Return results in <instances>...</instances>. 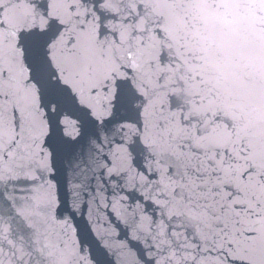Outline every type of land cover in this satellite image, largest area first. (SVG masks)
<instances>
[{
    "label": "snow or ice",
    "instance_id": "snow-or-ice-1",
    "mask_svg": "<svg viewBox=\"0 0 264 264\" xmlns=\"http://www.w3.org/2000/svg\"><path fill=\"white\" fill-rule=\"evenodd\" d=\"M208 16L233 25L211 62L190 33ZM84 120L114 125L109 173L160 210L147 258L119 264H264V0H0V264H91L83 182L43 175L52 130Z\"/></svg>",
    "mask_w": 264,
    "mask_h": 264
},
{
    "label": "water",
    "instance_id": "water-1",
    "mask_svg": "<svg viewBox=\"0 0 264 264\" xmlns=\"http://www.w3.org/2000/svg\"><path fill=\"white\" fill-rule=\"evenodd\" d=\"M189 19L191 20V17ZM231 19L230 16L224 19L208 16L206 20L199 18L191 20V36L195 37L206 50L201 55L207 56L209 62L212 61V53L217 46L228 42L230 29L233 27L228 23ZM121 114L125 113L122 111ZM66 115L67 113H63L54 119L63 121ZM112 127L114 125L102 126L99 123L93 125L90 120H84L77 123V131L73 132L71 128L64 129L62 124H57L45 145L50 153L51 170L43 174L44 180L55 186L54 191L57 195L62 197L63 190L71 183L83 182L82 206L70 221L74 228L71 235L80 242L83 254L89 258L91 264H119L123 256L132 260L139 258L141 253L146 259L149 244H155L151 236L158 231L156 224L161 218L159 208L143 199L141 190H134L115 172L109 173L108 168L112 165L103 157L107 155L111 159L110 147L114 149L116 145L109 146L104 138L106 136L112 138ZM93 148L101 150L93 152ZM82 152L85 154L91 152L99 162L98 166H93L87 178L74 176L68 165L70 158L78 157ZM44 180L37 183H43ZM32 186L31 182L17 184L16 193L20 194L21 190ZM2 190L0 186V191ZM12 191L13 186L10 184L8 192ZM133 212L136 223L142 224L146 231H136ZM145 236L148 237L147 241Z\"/></svg>",
    "mask_w": 264,
    "mask_h": 264
}]
</instances>
